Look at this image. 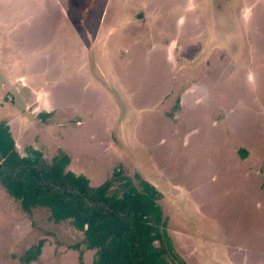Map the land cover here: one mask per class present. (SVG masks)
Listing matches in <instances>:
<instances>
[{"label":"rangeland","instance_id":"374dc122","mask_svg":"<svg viewBox=\"0 0 264 264\" xmlns=\"http://www.w3.org/2000/svg\"><path fill=\"white\" fill-rule=\"evenodd\" d=\"M8 124L93 186H155L186 264H264V0H0ZM32 213L0 185V264L40 240L28 264H79L83 235Z\"/></svg>","mask_w":264,"mask_h":264},{"label":"trees","instance_id":"16d2710c","mask_svg":"<svg viewBox=\"0 0 264 264\" xmlns=\"http://www.w3.org/2000/svg\"><path fill=\"white\" fill-rule=\"evenodd\" d=\"M17 151L9 127L1 125L0 185L27 214L45 210L54 224L68 222L81 233L82 242L73 246L79 264H86L81 245L94 252L92 264H186L169 235L163 194L155 186L139 178L136 186L121 170L93 186L67 170L70 159L62 152L48 163L40 151ZM43 243L21 259L35 260Z\"/></svg>","mask_w":264,"mask_h":264},{"label":"crops","instance_id":"0c3cea01","mask_svg":"<svg viewBox=\"0 0 264 264\" xmlns=\"http://www.w3.org/2000/svg\"><path fill=\"white\" fill-rule=\"evenodd\" d=\"M32 80V79H31ZM17 81H18V79H17ZM27 81V80H26ZM22 86H27L25 83L24 84H22ZM9 97H11L10 95H9ZM12 98V97H11ZM12 100H13V98H12ZM35 105H37L36 107H35ZM51 105V103H48V100L42 95V93H40L39 95H37V97H36V99L34 100V102L31 104V105H29V110H31L35 115H41V114H51L52 113V111L48 108V106H50ZM11 125V124H10ZM8 127H9V129H10V133H12L13 132V130H14V128L12 129V127H13V124H12V127L10 128V126H9V124H8ZM15 129H17V128H15ZM12 131V132H11ZM15 142V145H16V149L18 150V142L19 141H17V143H16V141H14ZM30 149H33V150H37V149H35L34 147H30ZM29 149V150H30ZM28 150V151H29ZM19 151V150H18ZM17 151V152H18ZM27 151V152H28ZM37 151H39V150H37ZM42 153V152H41ZM43 154V153H42Z\"/></svg>","mask_w":264,"mask_h":264},{"label":"built area","instance_id":"2783aa9c","mask_svg":"<svg viewBox=\"0 0 264 264\" xmlns=\"http://www.w3.org/2000/svg\"><path fill=\"white\" fill-rule=\"evenodd\" d=\"M8 100H12V98L11 97H8Z\"/></svg>","mask_w":264,"mask_h":264}]
</instances>
